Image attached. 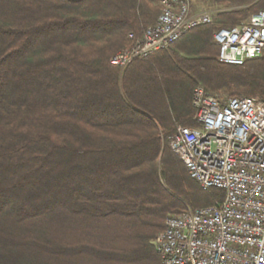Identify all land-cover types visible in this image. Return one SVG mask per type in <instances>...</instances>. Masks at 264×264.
I'll list each match as a JSON object with an SVG mask.
<instances>
[{"label": "trees", "instance_id": "obj_1", "mask_svg": "<svg viewBox=\"0 0 264 264\" xmlns=\"http://www.w3.org/2000/svg\"><path fill=\"white\" fill-rule=\"evenodd\" d=\"M214 1L211 23L121 71L161 0H0V264H163L166 218L223 199L170 145L197 125L198 85L264 100V49L225 63L213 38L264 0Z\"/></svg>", "mask_w": 264, "mask_h": 264}, {"label": "built area", "instance_id": "obj_2", "mask_svg": "<svg viewBox=\"0 0 264 264\" xmlns=\"http://www.w3.org/2000/svg\"><path fill=\"white\" fill-rule=\"evenodd\" d=\"M163 3H172V10H163ZM212 21L209 12L192 13L189 0H161L157 22L110 61L126 68ZM213 38L222 62L243 64L260 56L264 10L242 24L216 30ZM193 105L197 125H179L171 148L203 189L221 188L225 196L169 215L156 249L163 264H264V100L223 98L199 85Z\"/></svg>", "mask_w": 264, "mask_h": 264}, {"label": "rangeland", "instance_id": "obj_3", "mask_svg": "<svg viewBox=\"0 0 264 264\" xmlns=\"http://www.w3.org/2000/svg\"><path fill=\"white\" fill-rule=\"evenodd\" d=\"M189 2L191 6V11L192 13H195V14L200 13V12H209L212 14L214 13L215 10H217V6L214 0H189ZM126 68H122L120 70L123 71Z\"/></svg>", "mask_w": 264, "mask_h": 264}, {"label": "bare ground", "instance_id": "obj_4", "mask_svg": "<svg viewBox=\"0 0 264 264\" xmlns=\"http://www.w3.org/2000/svg\"><path fill=\"white\" fill-rule=\"evenodd\" d=\"M163 10H172V3H163ZM119 53L117 51L115 54Z\"/></svg>", "mask_w": 264, "mask_h": 264}]
</instances>
